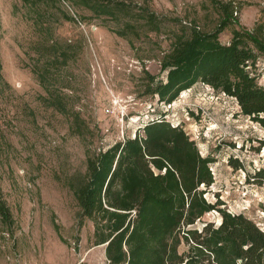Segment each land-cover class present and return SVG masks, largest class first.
<instances>
[{"label": "rangeland", "instance_id": "374dc122", "mask_svg": "<svg viewBox=\"0 0 264 264\" xmlns=\"http://www.w3.org/2000/svg\"><path fill=\"white\" fill-rule=\"evenodd\" d=\"M103 2L113 16L81 0H0V200L11 215L0 217V264H106L73 191L88 156L161 115L213 159L206 200L264 231V181L253 177L264 170V127L200 83L170 105L147 94L148 76L165 81L160 63L178 37L215 31L217 3L235 10L225 45L264 23V0ZM247 70L264 87V56ZM220 220L210 212L195 227Z\"/></svg>", "mask_w": 264, "mask_h": 264}, {"label": "trees", "instance_id": "16d2710c", "mask_svg": "<svg viewBox=\"0 0 264 264\" xmlns=\"http://www.w3.org/2000/svg\"><path fill=\"white\" fill-rule=\"evenodd\" d=\"M81 1L98 17L114 14L103 0ZM216 5L221 19L215 31L193 28L178 37L160 63L165 81L148 76L147 94L170 105L200 83L234 99L242 115L264 127V87L247 70L264 56V23L233 30L224 45L218 36L235 10L231 3ZM146 21L156 26L151 16ZM212 162L163 115L88 156L73 195L80 217L93 225V246L104 247L106 264H264V231L204 197L214 183ZM253 177L261 183L264 170ZM210 212L218 213L220 224L195 227ZM0 217L11 220L1 200ZM181 246L186 250L180 252Z\"/></svg>", "mask_w": 264, "mask_h": 264}, {"label": "built area", "instance_id": "2783aa9c", "mask_svg": "<svg viewBox=\"0 0 264 264\" xmlns=\"http://www.w3.org/2000/svg\"><path fill=\"white\" fill-rule=\"evenodd\" d=\"M211 171V170H210Z\"/></svg>", "mask_w": 264, "mask_h": 264}]
</instances>
